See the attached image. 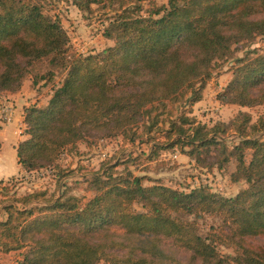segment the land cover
Here are the masks:
<instances>
[{
	"label": "trees",
	"instance_id": "trees-1",
	"mask_svg": "<svg viewBox=\"0 0 264 264\" xmlns=\"http://www.w3.org/2000/svg\"><path fill=\"white\" fill-rule=\"evenodd\" d=\"M140 11L137 4L116 12L104 30L113 45L82 54L38 0H0V92L19 88L36 60L66 70L45 105L24 107L27 137L17 146L23 170L58 163L88 130L127 139L143 117L157 124L167 104L187 92L200 101L213 65L234 44L264 33V0H167L148 16ZM232 73L218 101L264 104V54L237 59ZM229 130L240 137L233 150L220 137ZM131 134L134 140L136 131ZM173 134L176 143L191 147L187 153L196 162L212 146L220 153L219 168L235 159L232 179L248 186L234 196L208 185L184 191L146 184L145 174L111 165L89 178L93 195L87 200L34 190L5 203L0 256L15 254L10 264H264V244L256 243L264 236V117L254 121L240 112L208 127L182 115L170 121L166 137ZM176 143H158L152 155ZM205 216L220 222L203 232Z\"/></svg>",
	"mask_w": 264,
	"mask_h": 264
},
{
	"label": "rangeland",
	"instance_id": "rangeland-1",
	"mask_svg": "<svg viewBox=\"0 0 264 264\" xmlns=\"http://www.w3.org/2000/svg\"><path fill=\"white\" fill-rule=\"evenodd\" d=\"M38 1L43 5L46 14L61 21L67 31L70 46L74 51L82 54L100 52L113 45L112 40L110 42L104 37V30L111 18L122 8L134 9L138 4L141 6V14L148 16L154 8L167 4V0H138L136 2H130V0ZM260 54H264V33L234 44L233 51L213 65L211 76L202 91L200 101L192 102L191 94L187 92L186 98L167 104L157 124L153 125L150 119L143 117L130 131L131 133L136 131L137 135L134 140H131V133H128L129 137L124 139L120 133L108 135L107 130H88L85 138L76 147H69L67 151L61 154L58 163L50 165L53 167L52 171L47 165L30 172L20 170L6 179H1L0 213L5 203L34 190L46 191L48 197H57L64 191L67 194H75L87 200L93 195L88 183L89 178L95 172L104 170L111 165H116L118 171L129 166L135 174H145L148 178L145 181L146 184L157 181L184 191H190L191 188L200 185H208L213 191L223 195H236L248 185L245 181L232 179V173L236 168L235 159L225 164L224 168H219L220 153L215 149V146H212L210 154L202 155V161L196 162L195 156H190L187 153L191 147L182 142L176 143L177 138H179L176 134L168 139L166 130L170 128L171 120L179 122L182 115L193 117L198 122L207 124L208 127L213 126L216 122L228 123L240 112L251 113L254 121L258 117H264V104L248 107L238 104H222L217 99L219 92L232 78L236 60L246 56L255 57ZM48 72H52L53 76L47 77ZM65 74L64 68L52 64L47 58L34 61L31 65L26 66L25 76L19 88L0 92V100H2L0 107L4 104L15 106L14 101H12L13 97L10 96L12 93L20 91L24 85L26 90L28 89L27 94L23 96L26 97L25 102L29 103L26 106L31 104L45 105L49 100V95H52L54 90L61 85ZM23 116L25 118V113ZM4 122L6 121L1 118L0 131L5 128ZM23 122L24 125L21 124V119L19 120V129H24L14 132L17 136L23 135L24 137L27 135L24 119ZM262 136L264 138V134ZM220 137L231 150L235 144L240 142V137L232 130H229L225 135H220ZM168 142L176 143L174 149L158 150L157 155H152L154 145L158 143L168 144ZM249 156L250 151L247 152L246 157L250 158ZM5 160H7L8 165L12 163L14 168L15 160L10 162L9 156ZM14 203L23 206L19 201ZM218 222L220 220L215 216H205L199 220L203 232L211 224ZM256 243L264 244V236L257 238ZM181 257L186 258L185 255H181ZM14 258L15 254L1 255L0 264H10ZM99 264L107 263L101 261Z\"/></svg>",
	"mask_w": 264,
	"mask_h": 264
},
{
	"label": "crops",
	"instance_id": "crops-1",
	"mask_svg": "<svg viewBox=\"0 0 264 264\" xmlns=\"http://www.w3.org/2000/svg\"><path fill=\"white\" fill-rule=\"evenodd\" d=\"M110 42H111V40H110ZM37 86L39 87V85H37ZM27 91H28V89L26 90V86L24 85L20 91L12 93V95L10 96V97H13L12 101H14L15 106L13 109L11 121L4 122L5 128H4V130L0 131V139L2 141V148L0 150V170H1L0 171V180L8 178L9 176L14 175L16 172L18 173V171H20V170L25 171L22 169L21 165L18 163L17 146L21 140H23L25 137H27V135H25L24 137H23V135L17 136L16 134H14V132H17V130L23 131V129H24V128L19 129L20 128L19 127V120L21 119V124L24 125V122H23L24 107L26 105H28L29 103L25 102L26 97H23V96L27 94ZM30 95H28V96H30ZM50 96L51 95H49V97ZM49 97H48V99H49ZM0 101H2V100H0ZM22 117H23V119H22ZM1 118H2V111L0 110V119ZM8 124L11 126L9 127ZM21 127H24V126H21ZM8 156L11 158L10 162H12V160L16 161L14 168H13L12 163H10V165H8L7 160H5V159H7Z\"/></svg>",
	"mask_w": 264,
	"mask_h": 264
},
{
	"label": "built area",
	"instance_id": "built-area-1",
	"mask_svg": "<svg viewBox=\"0 0 264 264\" xmlns=\"http://www.w3.org/2000/svg\"><path fill=\"white\" fill-rule=\"evenodd\" d=\"M13 109H14L13 104H4V105H1L0 110L2 111V118L6 122L11 121ZM48 168H50V171L53 170V167L52 166H50Z\"/></svg>",
	"mask_w": 264,
	"mask_h": 264
}]
</instances>
